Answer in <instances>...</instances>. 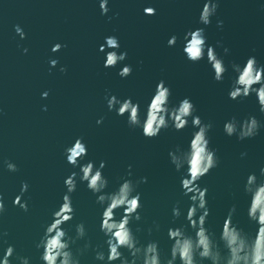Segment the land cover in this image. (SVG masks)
I'll list each match as a JSON object with an SVG mask.
<instances>
[{"label":"water","instance_id":"obj_1","mask_svg":"<svg viewBox=\"0 0 264 264\" xmlns=\"http://www.w3.org/2000/svg\"><path fill=\"white\" fill-rule=\"evenodd\" d=\"M204 3L108 0L109 11L102 15L100 0H0V194L5 204L0 214V258L12 245V264H21L17 257L28 258L29 264H43V249L37 250L35 245L63 203L64 180L80 171L65 155L77 138L88 149L81 165L92 161L99 167L101 161L106 162L102 170L109 182L105 192L115 191L123 179L147 178L136 189L141 195V219L130 225L141 244L158 241L163 259L172 244L170 227L184 225L192 232L185 219L190 200L182 191V172L175 170L168 156L177 145L188 147L196 131L191 118L180 132L170 127L148 139L141 128L128 126L127 115L118 116L107 107L106 97L114 95L121 101L131 97L140 103L143 117L160 80L170 87L171 105L187 97L195 105L194 115L213 125L209 147L216 151L219 164L198 182L208 189L206 226L219 235L229 209L236 205L233 222L255 234L256 225L247 217L250 197L244 184L251 173L264 179L260 177L264 127L254 138L240 141L235 135H226L223 125L233 116L238 120L255 116L264 125L255 94L244 100L228 96L236 75L232 63L244 65L254 56L264 65V0H218L217 12L207 26L199 23ZM147 7L154 8L155 15H146ZM217 21H223V26L218 27ZM16 25L23 29L24 39L16 34ZM201 27L207 45L215 48L228 68L222 82L213 79L206 54L192 63L183 52L185 34ZM173 35L177 42L169 47ZM110 36L119 41L117 53L126 52L127 57L115 67L105 68L106 53L112 49L101 52L100 46ZM58 43L61 49L53 52ZM224 48L229 49L227 54ZM51 60L58 61L55 67ZM125 65L132 67V74L121 78L118 72ZM61 67L66 71L61 72ZM44 92L47 98H42ZM101 118L103 122L97 124ZM5 161L18 170L8 171ZM76 179V191L71 193L74 218L63 228L74 237L75 226L83 222L86 235L71 245L73 254L80 264H105L95 259L98 250L107 255L106 237L100 231L103 208L86 182L81 183L79 175ZM23 183L28 184L21 198L27 201L26 212L13 204ZM176 205L182 215L174 220L172 208ZM122 215V208L116 210L117 219ZM86 244L90 247L85 249ZM121 251L129 255L126 249Z\"/></svg>","mask_w":264,"mask_h":264},{"label":"clouds","instance_id":"obj_2","mask_svg":"<svg viewBox=\"0 0 264 264\" xmlns=\"http://www.w3.org/2000/svg\"><path fill=\"white\" fill-rule=\"evenodd\" d=\"M108 0H100L101 14L106 15L109 11ZM219 7L218 0H205L204 6L199 16V23L205 26L211 23ZM146 15H155L156 10L152 7L144 9ZM217 26L222 27L223 21H217ZM15 32L21 39L25 38L23 29L15 26ZM185 44L183 52L192 63H197L207 56V61L214 72L213 79L222 82L224 75L228 71L224 60L218 56L215 48L207 45L205 29L196 28L185 34ZM177 37L173 35L168 40V46L176 45ZM61 44H56L52 48L53 52L61 49ZM119 41L115 36L105 38V45L100 46V51L105 48L107 51L104 61L105 68L115 67L119 62L126 59L127 53H117ZM27 52V49H24ZM228 48H224L227 54ZM57 60H51L52 67L57 65ZM232 71L236 74L232 80L228 96L231 100H244L255 94L259 105V111L264 114V65L258 64L254 56L249 57L244 65L231 64ZM61 72L66 68L61 67ZM132 74V67L125 65L118 72L121 78H127ZM258 86V87H257ZM172 93L170 87L165 86V81L160 80L157 84L150 102L146 105L144 115H141L139 102H133L132 98L123 101L116 96L106 97L109 111H115L118 116L127 115V124L131 128H141L144 137L152 139L157 137L162 130L170 127L180 132L189 125L196 131L192 133V138L187 148L177 145L168 152L170 163L177 172H182L181 187L185 196L189 197L190 205L185 219L188 227L192 229L189 233L184 225L170 227L168 237L172 241L170 253L162 259L158 241H149L141 244L134 234L130 225L139 221L141 205V195L136 190L138 185L146 183L147 178L141 177L138 181L123 179L119 187L113 192H105L108 187V180L103 175L102 170L106 162L101 161L99 167L92 161L81 165L80 161L87 155L88 149L82 142V138H77L74 144L65 149L66 160L73 168L79 167V173L72 172L65 180L67 189L63 196V203L57 211L52 214V222L45 228L43 236L35 247L37 250L43 249L40 256L43 264H80V259L74 255L71 245L77 240L83 239L86 230L83 222L75 226L76 235L73 237L64 230L63 225L74 218L75 209L72 206L71 193L76 191L77 176L81 183L86 182L87 188L96 195V203L101 205L102 222L100 231L104 233L107 245V255L102 250L96 251L95 259L105 262V264H264V179H258L255 173L248 175L244 184V192L250 197L247 208L248 220L256 225L255 234H249L238 223L233 222L236 212V205H233L223 221L222 228L217 235L210 231L207 225V218L210 210L207 206L208 189L201 188L198 182L208 174L213 168L218 167L219 158L216 151L209 147V131L213 125L202 121L196 112L195 105L189 98H184L177 105H171L170 97ZM48 93H42V98H47ZM47 110L46 107L44 109ZM103 122V118L97 120V124ZM264 127L255 116H248L243 120H238L235 116L226 121L223 131L229 137L235 135L238 140L254 138ZM246 155L245 153L241 154ZM7 170L17 171V166L5 161ZM128 176H131V165ZM260 177H264V167L260 169ZM28 190V184L23 183L20 195L16 196L13 204L19 206L23 211H28L27 201L22 202L23 194ZM123 209L120 219L116 218V210ZM5 211L3 195L0 194V214ZM182 215L178 205L173 206L172 216L175 219ZM159 226L157 225V229ZM136 231H140L137 228ZM151 232V229H149ZM7 236V232L2 234ZM6 243V241H4ZM90 247L85 245V249ZM126 249L128 256H125L121 249ZM15 254V248L8 245L0 258V264H12L11 258ZM21 264H29L26 257H17Z\"/></svg>","mask_w":264,"mask_h":264}]
</instances>
